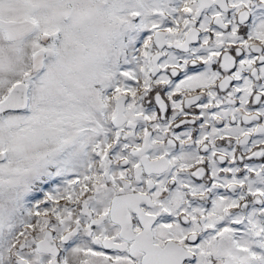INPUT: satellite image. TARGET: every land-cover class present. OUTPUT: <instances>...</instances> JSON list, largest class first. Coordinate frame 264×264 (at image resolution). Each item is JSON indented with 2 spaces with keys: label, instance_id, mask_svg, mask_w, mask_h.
<instances>
[{
  "label": "rangeland",
  "instance_id": "rangeland-1",
  "mask_svg": "<svg viewBox=\"0 0 264 264\" xmlns=\"http://www.w3.org/2000/svg\"><path fill=\"white\" fill-rule=\"evenodd\" d=\"M190 8L188 0H0V100L16 82L29 93L27 108L0 113V264H14L22 239L28 251L49 216L65 227L81 214L75 200L107 195L106 149L118 158L137 142L132 126L110 123L113 99L124 96L131 110L132 88L147 78L148 34L174 29L171 18ZM245 160L234 191L213 183L208 206L188 195V214H206L214 229L194 264H264V156Z\"/></svg>",
  "mask_w": 264,
  "mask_h": 264
},
{
  "label": "flooded vegetation",
  "instance_id": "flooded-vegetation-1",
  "mask_svg": "<svg viewBox=\"0 0 264 264\" xmlns=\"http://www.w3.org/2000/svg\"><path fill=\"white\" fill-rule=\"evenodd\" d=\"M188 1L185 17L171 18L174 29L156 28L142 45L147 78L132 88L120 125L132 126L137 142L118 158L106 149L107 195L75 200L81 214L61 231L48 222L60 217L49 216L28 251L21 240L14 264H141L167 242L184 253L178 264L200 258L213 222L188 214V195L210 205L213 183L234 191L242 159L264 156V139L256 141L264 137V0ZM149 220L150 247L146 236L136 244ZM47 231L53 242L36 248Z\"/></svg>",
  "mask_w": 264,
  "mask_h": 264
},
{
  "label": "water",
  "instance_id": "water-1",
  "mask_svg": "<svg viewBox=\"0 0 264 264\" xmlns=\"http://www.w3.org/2000/svg\"><path fill=\"white\" fill-rule=\"evenodd\" d=\"M199 8L204 4L202 0H199ZM160 34L156 33V38L159 37ZM28 88L27 86L22 82H16L15 85H13L4 98L0 100V113L5 111H16V110H23L27 108L28 106ZM124 96H118L115 98V116L112 117L111 123H113L114 126H120L125 123V100ZM150 222L146 225H143L142 230L140 233L136 236L135 243L137 244L139 240H141L142 237L146 236V239L148 241L149 247L152 243V235L150 232ZM52 243L53 239L50 234V232H46L44 235V238L36 243V248L38 249H44V245L47 243ZM173 242H167L166 246L157 253V251L150 253L149 256H144L141 264H178L183 259L179 258L178 255L184 254L182 253V249H174L172 248ZM146 246V244H144ZM158 247H154L152 249H155ZM183 256V255H182ZM189 253L186 254L185 257H188Z\"/></svg>",
  "mask_w": 264,
  "mask_h": 264
}]
</instances>
